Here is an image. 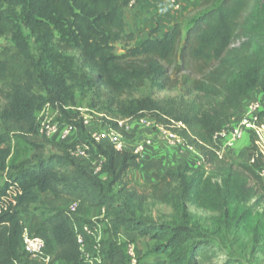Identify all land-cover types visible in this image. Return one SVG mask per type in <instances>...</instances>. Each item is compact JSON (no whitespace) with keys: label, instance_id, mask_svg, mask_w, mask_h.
<instances>
[{"label":"trees","instance_id":"16d2710c","mask_svg":"<svg viewBox=\"0 0 264 264\" xmlns=\"http://www.w3.org/2000/svg\"><path fill=\"white\" fill-rule=\"evenodd\" d=\"M215 1L216 5L195 17L186 30L178 23L164 32L156 28L140 45L120 55L115 53V45L133 41L132 34L125 32L126 0L23 2V26L34 38L35 54L14 47L3 57L0 172L9 169L5 160L13 136L27 137L33 153L29 160L12 168L0 194L9 186H16L20 192L16 206L0 213V264H15L19 258L25 229L20 217L30 215L32 206L42 197L45 200L37 217L43 218L51 234L50 264H79V245L67 208L73 203L89 209L113 208L112 188L122 181L135 158L107 144L82 139L78 125L79 140L54 143L56 153L48 155L34 138L35 117L45 104L57 108L60 119L69 123L74 116L64 107L74 104L75 92H92L123 121L132 123L149 117L155 125L177 132L201 155L204 165L223 167L214 135L230 123L255 92L264 93V0ZM1 2L11 6L15 0ZM9 14L8 8H0V36L14 34ZM147 86L177 95L134 97ZM114 120L110 118L106 125L116 128ZM177 123L183 128H175ZM84 143L89 145L88 154L95 163L105 161L98 175L69 153ZM263 169L261 157L242 164L229 179L228 196L239 201L252 197L247 182L259 185ZM176 182L182 185V192L169 198L166 188ZM190 183L181 174L167 172L153 186L155 194L163 201L170 200L183 217L178 224L147 223L126 211H121L124 216L108 214L107 235L100 242L102 264H129L126 250L119 243L124 232L154 240V251L163 255L156 264L208 261V244L194 238L203 234H193L183 222L188 214L184 201L188 195L196 198ZM224 199L214 201L213 195H206L203 204L222 211ZM71 218L78 224L86 223L74 214Z\"/></svg>","mask_w":264,"mask_h":264},{"label":"rangeland","instance_id":"374dc122","mask_svg":"<svg viewBox=\"0 0 264 264\" xmlns=\"http://www.w3.org/2000/svg\"><path fill=\"white\" fill-rule=\"evenodd\" d=\"M25 0H15L11 6L0 3V8L10 10L9 18L14 26V34L10 36H0V76L3 73V57L14 47L26 49L31 55L35 54L34 38L23 26V9L22 4ZM147 0L141 1L146 2ZM180 5L179 11H174L165 0H151L152 8L148 9L150 13H138L136 19H133L134 11L137 10L138 4L132 9L126 11L125 15V32L132 34L133 41H122L115 45V53L123 54L131 48L137 47L148 36L149 32L160 29L161 32L168 30L173 24H180L183 30H186L192 23L193 19L199 14L216 5L215 0H177ZM145 12V10H144ZM144 18V19H143ZM176 92H156L149 86L140 89L134 94L135 98H162L176 96ZM74 104L64 107L66 112L74 116L71 122H66L72 126V134L65 140V144H72L79 140L76 133L75 125L80 127L82 139L88 140L95 132L103 131L108 127L107 122L110 118L122 120L114 115V109L105 108L102 99L92 92H75ZM92 103L94 106H92ZM3 101L0 99V107ZM78 109L82 110L83 116L88 119V124L84 125ZM61 115L57 108L49 104L43 105L35 117L37 133L34 138L44 146L48 155L56 153L54 143L59 142L58 138H44L39 132L40 123L47 120L55 122ZM110 117V118H108ZM147 119L150 120L149 117ZM135 124V123H133ZM136 130L123 135L124 149L123 152L132 154L135 146L147 139L140 136L141 131H150L153 134L156 131L152 128H145L135 124ZM249 147H234L225 149L221 153L224 160L223 167H208L207 165L197 166L201 155L195 150H188L181 146H171L166 142L165 148L172 147L174 157L172 161L160 163L161 165H148L144 152L141 156H135L134 160L138 162L129 166L122 181L112 188L113 208H106L104 215L101 209L93 208L91 217L83 219L84 222H95L103 230V237L107 235L106 216H124L121 211H126L139 221L152 223L156 225L178 224L183 217L174 208L169 201L161 200L153 186L159 183L161 176L167 172L181 174L186 180L191 181L192 191L196 198H190L188 195L184 201L187 208V217L184 218V224L193 231V234H203V237L194 236L196 241L208 244V255L210 259L203 264H264V177L261 178L259 185L248 181L247 185L254 193L252 197L244 201L237 198L229 197L227 191L231 188L229 180L236 175V171L242 164H251L253 149L250 135ZM239 142V141H238ZM237 142V143H238ZM1 147H3L1 145ZM149 147V146H148ZM8 156L5 160L7 167L0 172V194L9 180V174L13 173L12 168L21 162L29 160L33 153L27 137L21 135L13 136L11 143L7 146ZM134 156V155H133ZM84 163L89 169L93 170L95 160L88 156L86 159H77ZM133 160V161H134ZM159 163V162H157ZM159 190V187H157ZM234 191L238 194V188L234 186ZM166 192L169 198L180 196L182 185L177 182L167 186ZM206 195H213L214 201L226 197L222 211H216L203 204V198ZM32 206L33 212L24 214L20 217L23 226L29 225L32 217L38 215V209L45 200ZM104 208V207H103ZM79 207L74 213L76 217ZM32 214V215H31ZM43 219V218H39ZM44 239V236H40ZM46 243V241H45ZM122 247L132 244L135 248L139 264H156L163 259L154 251L156 242L148 237L141 236L136 232H124L120 237ZM52 245V243H51ZM49 246L46 244L45 252L48 253Z\"/></svg>","mask_w":264,"mask_h":264},{"label":"built area","instance_id":"2783aa9c","mask_svg":"<svg viewBox=\"0 0 264 264\" xmlns=\"http://www.w3.org/2000/svg\"><path fill=\"white\" fill-rule=\"evenodd\" d=\"M144 0H126L127 10L132 9L139 2ZM170 4L174 11L180 10V5L177 0H165ZM80 119L84 125L88 124V119L83 116L82 110L78 109ZM264 100L251 98L246 101L244 106L231 118L230 123L221 131L216 133L213 137V142L219 147L217 155L221 157V153L225 149H230L240 141L244 135L249 134L252 141L253 156L251 162L255 157L264 159ZM113 123L116 128L108 126L103 131L93 133L89 142L92 144H107L117 152H123L124 139L121 131L128 133L130 125L135 123L141 127L152 128L171 146H181L188 150H193L188 147L179 134L172 130L155 125L152 120L142 118L132 123H127L123 120H114ZM175 128H183L181 123L175 124ZM40 134L47 139L58 138L59 142H64L72 134L71 124L63 122L58 118L55 122H48L47 120L40 123ZM151 145L150 140H144L138 143L132 151L134 156H141L145 149ZM89 145L87 143L76 145L75 148L69 151L71 157L75 159H86L89 154ZM93 174H100L104 168L105 161L101 159L98 163H93ZM204 165L202 158L197 162V166ZM260 176L264 177V169L260 172ZM20 194L16 186H9L5 193L0 196V213L9 211L16 206V198ZM79 205L77 203L71 204L67 210L66 215L70 218L73 225V230L79 245L80 262L79 264H102V257L100 254V242L103 239V230L101 226L95 222L78 224L71 218V215L76 213ZM105 209L102 208L101 214L104 215ZM87 239L90 243H87ZM46 243L40 236L30 235L26 229L22 234V249L24 256L32 261L41 264H50L51 258L45 252ZM126 255L129 264H138L135 248L132 244H127ZM17 264V262H15Z\"/></svg>","mask_w":264,"mask_h":264},{"label":"crops","instance_id":"0c3cea01","mask_svg":"<svg viewBox=\"0 0 264 264\" xmlns=\"http://www.w3.org/2000/svg\"><path fill=\"white\" fill-rule=\"evenodd\" d=\"M152 3L151 0H147L146 2H142L138 4L137 10L134 11V15H133V19H136V16L138 13L143 14V13H150V11H148V9L152 8ZM145 10V12H144ZM126 15V14H125ZM144 19V18H143ZM156 35H153V38ZM252 98H256V99H261L264 100V93L261 92H255L252 96ZM137 126L135 124H131L130 125V134H132L131 132L135 131ZM140 136L143 139H147L151 141V145L149 147H147L145 149V152L143 155H145V159H147L148 161V165H161L160 163H164L167 161H172L173 160V153L174 150L172 147H167L165 148L164 145H166V141L162 140L159 136V134L156 132L155 134H153V132L150 131H141L140 130ZM168 145V144H167ZM166 145V146H167ZM250 145V139L248 134L244 135L243 138L236 143L235 147L240 148H245V147H249ZM138 162V160H134L131 161V165L133 163ZM159 162V163H157ZM92 209H89L85 206H80L79 210L77 212V216L81 219H87L88 217H91V215H93L91 213ZM25 229L28 231V233L30 235H34V236H44L46 244L49 246L48 251H51L52 249V238H51V234L48 228V225L45 223V221L43 219H39L38 217L34 218L32 217L28 227L25 226ZM87 243H90V240L87 239ZM17 264H41L39 262H35L30 260L29 258H27L26 256H24L22 254V252L19 255V258L17 259ZM51 264H58V263H51Z\"/></svg>","mask_w":264,"mask_h":264}]
</instances>
